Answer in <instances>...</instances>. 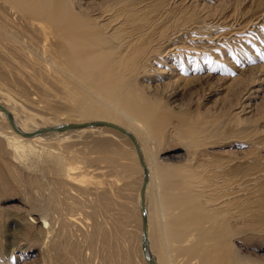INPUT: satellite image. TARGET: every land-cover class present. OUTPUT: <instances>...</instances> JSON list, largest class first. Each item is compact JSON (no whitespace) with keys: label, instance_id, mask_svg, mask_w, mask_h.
<instances>
[{"label":"rangeland","instance_id":"obj_1","mask_svg":"<svg viewBox=\"0 0 264 264\" xmlns=\"http://www.w3.org/2000/svg\"><path fill=\"white\" fill-rule=\"evenodd\" d=\"M72 1L78 9L81 5L94 10L103 2ZM168 2L174 6L163 34L171 38L163 46L169 52L164 48L159 54L161 35L136 80L142 94L169 117L157 146L158 160L169 171L195 168L203 177L212 171L203 175L199 159L223 166L235 162V169L224 176L235 172L237 178L252 179L247 191L253 206L237 211L229 241L239 264H264V0ZM141 4H156L158 12L160 3ZM165 7L161 14L168 13L169 4ZM198 27L208 31L197 32ZM232 28L236 30L225 34ZM2 68L0 84L17 118L27 114L34 128L42 127V120L47 126L57 123L30 111L27 88ZM172 129L180 138L168 133ZM111 134L112 141L99 146L94 145L98 133L50 135L42 141L46 144L37 142L32 151L17 156L0 143V264H143L138 258L141 217L135 203L140 175L136 168L123 172V166L134 165L129 145ZM190 143L201 152L198 158L192 159L186 146ZM111 148L126 152L125 159L116 160L122 171L106 156L115 154ZM68 163L78 167L75 182L60 179L61 164ZM106 191L109 202L104 210L98 198ZM42 217L52 225L49 232Z\"/></svg>","mask_w":264,"mask_h":264},{"label":"bare ground","instance_id":"obj_2","mask_svg":"<svg viewBox=\"0 0 264 264\" xmlns=\"http://www.w3.org/2000/svg\"><path fill=\"white\" fill-rule=\"evenodd\" d=\"M102 1L101 8L94 10L81 5L78 9L72 0H0L2 71L6 70L27 88L25 102L30 111L57 120L48 126L109 121L135 137L148 171L144 191L148 252L158 264H239L229 241V228L238 218L237 211L244 206H253L251 192L247 191L252 179L237 178L235 172L224 176L235 169V162L223 166L218 161L199 159L197 163L202 165L203 175L212 171L205 177L195 168H184L183 171L165 168L158 160L157 146L166 135L163 124L169 117L162 112V106L147 94L143 95L136 86L138 68L151 58L150 51H156L152 43L165 33L174 6H170L169 0H158L157 12L156 4H141L142 0ZM168 4V13L161 14ZM196 30L203 34L208 31L199 27ZM178 32L171 35L177 36ZM162 38L159 54L164 51L165 42L171 41L170 36L163 35ZM171 45L181 46L180 43ZM2 84L0 103L11 113L18 129L32 133L47 126L43 120L40 121L42 127L29 126L27 114L19 120ZM177 130H168V133L174 132L180 138ZM87 132L100 135L94 141L95 146L104 140L112 141L111 133L129 145L128 158L134 165L123 166V172L130 174L136 168L140 175L135 203L141 217L143 168L127 136L105 126H83L23 136L12 129L5 112L0 109V143L14 156L32 151L37 142L46 144L42 141L50 135ZM186 146L192 159L201 155L194 150V144ZM111 149L115 154L107 153L106 156L113 163L125 159L124 150ZM203 161L205 166L201 164ZM117 164L122 171L120 162ZM61 168L60 179L75 182L77 175L73 174L78 167L68 163L61 164ZM99 197V205L107 210V191ZM241 199L244 201L240 204ZM42 222L44 226L47 224L46 232H49L52 225L45 217ZM94 230L96 234L101 231L100 228ZM139 233L140 245L141 230ZM138 258L143 264H149L141 247Z\"/></svg>","mask_w":264,"mask_h":264},{"label":"water","instance_id":"obj_3","mask_svg":"<svg viewBox=\"0 0 264 264\" xmlns=\"http://www.w3.org/2000/svg\"><path fill=\"white\" fill-rule=\"evenodd\" d=\"M0 109L3 112H5L6 117H7V121L9 122L12 129L15 132H17L18 134L23 135V136H31L34 134H39V133H44V132H49V131H63V130L78 128V127H83V126L110 127L112 129L118 131L119 133L127 136L131 140V142L133 143L136 154H137L138 161L143 168V180H142V184L140 187L141 232H142V239H141V244H140L141 252L143 253L145 260L149 264H158L155 261V259L149 254L148 244H147V217H146L145 208H144V191H145V187H146L147 180H148V171H147V168L145 166L141 151L139 149V145H138L135 137L128 130H126L125 128L121 127L120 125H118L116 123L98 120V121H92V122L66 123V124L56 125V126H46V127L37 129L32 133H27V132L21 131L20 129H18L16 127L14 120H13V116L7 110V108H5L1 103H0Z\"/></svg>","mask_w":264,"mask_h":264}]
</instances>
